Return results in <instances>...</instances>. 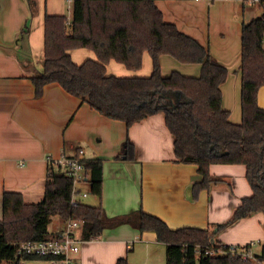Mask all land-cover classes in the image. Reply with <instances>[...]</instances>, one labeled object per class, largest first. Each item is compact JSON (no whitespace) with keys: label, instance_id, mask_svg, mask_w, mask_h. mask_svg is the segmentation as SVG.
<instances>
[{"label":"trees","instance_id":"obj_1","mask_svg":"<svg viewBox=\"0 0 264 264\" xmlns=\"http://www.w3.org/2000/svg\"><path fill=\"white\" fill-rule=\"evenodd\" d=\"M29 14H36V0H25ZM70 17L44 14L43 59L39 72L30 76L35 95L44 85L58 83L104 116L122 120L128 126L155 113H163L174 137L176 161L197 164L201 178L191 184V199L210 189L221 178L209 171L211 163L242 164L251 194L241 199L223 227L252 213L264 214V107L258 105L257 92L264 85V7L262 12L241 26V122L229 120L222 107L220 85L227 68L208 47L164 20L155 0H71ZM29 23L19 33L24 38ZM86 48L95 57L76 63L70 54ZM151 58L147 76H116L107 70L112 60L129 70H139L143 54ZM168 55L180 63L200 65L197 76L176 70L161 73L160 57ZM117 158L133 160V145L125 141ZM74 155H79L77 150ZM122 155H125L123 158ZM89 175V195L101 197L102 160L82 157ZM73 180L62 166L48 163L44 196L38 202L24 201L23 193L4 190L1 198L0 264H20L24 259L17 246L23 242L44 241L55 236L49 231L51 218L58 216L82 221L81 236L90 240L106 227L128 223L140 232L152 231L165 245V264H256L231 255L204 256L194 252L196 245H209L208 229L181 227L171 229L158 216L141 208L116 218H108L99 205L83 200L71 205ZM39 257V256H38ZM263 259V250L256 254ZM52 261V258L41 257ZM116 264H127L119 258Z\"/></svg>","mask_w":264,"mask_h":264},{"label":"crops","instance_id":"obj_2","mask_svg":"<svg viewBox=\"0 0 264 264\" xmlns=\"http://www.w3.org/2000/svg\"><path fill=\"white\" fill-rule=\"evenodd\" d=\"M36 2V14L30 16L25 0H0V218L4 190L22 192L28 203L42 200L47 159L62 153L73 155L81 149L84 158L102 160L101 197L90 194L83 201L100 204L108 218L141 208L161 218L171 229H208L213 234L212 240L221 243L263 240L261 212L217 227L225 224L241 199L252 192L243 178L242 164L211 163L210 173L222 175L219 183L201 190L196 200L191 199V184L201 178L198 166L176 161L174 137L166 127L163 113L128 126L90 108L56 82L47 83L42 94L35 95L30 76L39 72L42 65L44 14H65L67 7L70 12L71 0ZM155 3L164 20L208 47L211 55L227 68L226 80L220 85L222 107L228 111L231 122L240 123L241 26L258 16L261 7L233 0H155ZM26 21L29 32L22 38L19 33ZM70 54L76 63L96 58L86 48L72 49ZM160 64L164 75L172 70L186 76L200 73L199 64H183L168 55L160 57ZM111 69L119 75L147 76L151 72V58L145 52L142 67L135 71L111 60L108 72ZM257 102L264 107V85L258 89ZM125 141L133 145V160L117 158ZM235 171H240L242 178ZM61 221L58 216L52 217L49 231L61 229ZM76 236L80 243L73 254L76 264H116L124 256L132 263L139 249L146 252L145 264H152L150 254L160 245L154 232H140L128 223L106 227L101 235L90 240L82 239L81 229ZM261 250L264 256V247L253 248L255 254ZM36 259L43 258L24 259L20 264ZM45 261L31 264H55Z\"/></svg>","mask_w":264,"mask_h":264},{"label":"built area","instance_id":"obj_3","mask_svg":"<svg viewBox=\"0 0 264 264\" xmlns=\"http://www.w3.org/2000/svg\"><path fill=\"white\" fill-rule=\"evenodd\" d=\"M245 5H258L264 7V0H233ZM79 155L60 154L58 157L48 158V163L62 166L63 171L73 180L71 205L77 206L89 195V175L82 162V150ZM82 221L68 218L61 229L55 232V236L44 241L23 242L17 246V253L26 256L50 257L55 264H76L73 254L79 249V239L76 231L81 229ZM264 247V239H256L245 244H225L211 241L209 245H196L194 252L204 256L231 255L243 261L251 260L256 264H264V258L256 257L253 248Z\"/></svg>","mask_w":264,"mask_h":264},{"label":"rangeland","instance_id":"obj_4","mask_svg":"<svg viewBox=\"0 0 264 264\" xmlns=\"http://www.w3.org/2000/svg\"><path fill=\"white\" fill-rule=\"evenodd\" d=\"M66 11L67 12L65 14L69 18L70 17V12H69V8L68 7H67ZM110 71H111L110 74H112V75H116V76H127V75H119V74H117L119 72L116 71V70H114V69H111ZM235 174L238 177H241L242 178V174L240 173V171L239 172H236L235 171ZM214 176L217 177V178H219V177L221 178L222 177V175H215V174H214ZM243 178H244L246 184L248 185V188L251 190L250 185L248 184V181L246 179L245 168H244ZM61 222L64 225V222L65 221L62 220ZM159 244H160L159 247L155 251L151 252V254H150L151 255V258L150 259L152 261V264H165V260H164L165 259V257H164V254H165V246L162 243H159ZM79 246H80V243H79ZM124 258H126V256H124ZM145 259H146V252L139 249L138 251L135 252V261L133 260V262L130 263V261L127 260V264H145V262H144ZM34 261L47 262L44 259H36V260H27V262L25 264H31Z\"/></svg>","mask_w":264,"mask_h":264}]
</instances>
